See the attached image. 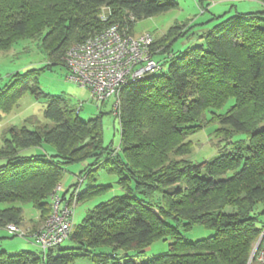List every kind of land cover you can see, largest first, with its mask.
I'll list each match as a JSON object with an SVG mask.
<instances>
[{
  "label": "trees",
  "instance_id": "obj_1",
  "mask_svg": "<svg viewBox=\"0 0 264 264\" xmlns=\"http://www.w3.org/2000/svg\"><path fill=\"white\" fill-rule=\"evenodd\" d=\"M255 1L260 5L257 11L235 12L198 35L202 43L197 46L170 51L172 41L190 28L185 25L173 26L161 40L153 39V58L161 56L162 69L120 91V143L115 152L102 147L100 116L81 120L70 99L45 94L38 78L57 66L67 74L64 56L72 45L114 24L133 35L137 21L176 4L0 0V50L29 39L47 56L41 68L11 75L0 90V109L29 92L44 100L48 121L29 120L31 129L11 126L2 135L0 204L7 207L0 208V229L8 224L21 227L25 204H32L41 216L50 213L48 197L63 169L87 158H94L90 169L104 164L125 191L114 202L99 204L91 212L95 221L86 217L73 227L71 247L10 255L0 251V264H73L89 257L90 250L106 246L112 253L93 256L97 264L248 263L261 235L260 245L264 243V0ZM207 112L219 125V154L193 163L188 138L205 126ZM236 135L243 137L234 139ZM44 144L53 148L52 155H22ZM94 187L96 192L105 188ZM92 193H78L77 199ZM194 226L213 234L184 241L181 230ZM166 238L172 239L167 253L141 263L133 259L150 243ZM117 249L122 251L118 258Z\"/></svg>",
  "mask_w": 264,
  "mask_h": 264
},
{
  "label": "rangeland",
  "instance_id": "obj_2",
  "mask_svg": "<svg viewBox=\"0 0 264 264\" xmlns=\"http://www.w3.org/2000/svg\"><path fill=\"white\" fill-rule=\"evenodd\" d=\"M171 1L176 4L175 8L137 21L133 26V35L150 34L154 40H161L173 26L185 25L187 28H190L184 35L174 39L170 47V51L178 52L187 47H194L202 43V39L198 35H201L204 31L217 25L235 12L257 11L256 8L250 6L251 4H256L255 0H205L202 6L200 5V0ZM102 14L106 15L107 10L103 9ZM159 59H161L160 55L154 57L155 61H159ZM46 62L47 56L39 47L37 41L29 39L20 40L9 50H0V90L4 89L11 81V75L39 69ZM65 77L66 70L63 67L57 66L52 71H46L39 76L38 87L45 94L64 96L70 99L72 104L78 109V116L81 120L88 121L100 116L102 147L116 152L120 143L119 121L116 117L118 116L119 109L118 113L117 111L113 112V99L111 98L104 103L96 105L91 100L90 93L86 88L67 82ZM44 107L45 103L43 99H35L29 92H25L16 104L11 105L6 110L0 109V146L2 145L4 131L11 126L31 129L33 126L29 120L48 123L44 117ZM205 117L207 119L205 126L191 134L188 138L192 144L189 160L193 163L210 160L219 154L217 148L218 140L215 136L219 125L217 122L211 121V113L207 112ZM242 137L243 135H236L234 139H241ZM118 152L120 154V151ZM52 153L53 148L44 144L42 147L24 150L22 155H52ZM93 163L94 158H87L67 165L63 169L60 181L54 185L48 197L50 213L48 210L47 213L41 216L40 212L32 204L22 205L23 223L21 227L8 224L6 228L0 229V251H5L8 255L21 251L37 253L43 251L41 246L36 243L34 234L52 216L54 207L66 208L71 212L73 223L70 234H73L76 230L73 227L80 225L86 217L87 220L91 218V222L96 220L91 212L99 204L112 203L115 199L124 195L125 191L118 184L117 176L103 168L104 164L100 165L103 161L97 163L98 166L100 165L99 168L90 169ZM94 186H99V188H102L100 186H104L105 188L96 192L97 187ZM87 190L93 191L95 194L92 193L89 196H85L84 199H77L78 193L81 194ZM4 207H7L6 204H0V208ZM168 222L171 223L170 221ZM10 226H15L18 232H11L8 229ZM212 234V230L202 226H194L188 230H181L182 239L188 242L205 239ZM69 237L70 235L60 244L61 249L71 247L72 242ZM261 239L262 235L258 238L256 244ZM171 243V238L154 241L146 247L139 257L133 259L137 263H141L152 257L167 253L170 251L169 245ZM111 253L112 249L107 246L94 248L90 250L89 257L78 258L73 264H97L93 260V256H105ZM114 254L118 258L122 255V251L117 249ZM129 255H135V251H129ZM111 262L112 260H108L102 264H111Z\"/></svg>",
  "mask_w": 264,
  "mask_h": 264
},
{
  "label": "built area",
  "instance_id": "obj_3",
  "mask_svg": "<svg viewBox=\"0 0 264 264\" xmlns=\"http://www.w3.org/2000/svg\"><path fill=\"white\" fill-rule=\"evenodd\" d=\"M152 43L150 34L133 36L126 27L109 26L82 43L72 45L66 52V80L86 88L96 105L112 98L113 112L118 113L122 88L162 69L159 61L153 58ZM53 211L49 220L34 234L43 251L60 246L72 228V215L68 209L54 207ZM8 229L18 232L15 226ZM260 243L254 246L247 264H264V243Z\"/></svg>",
  "mask_w": 264,
  "mask_h": 264
},
{
  "label": "crops",
  "instance_id": "obj_4",
  "mask_svg": "<svg viewBox=\"0 0 264 264\" xmlns=\"http://www.w3.org/2000/svg\"><path fill=\"white\" fill-rule=\"evenodd\" d=\"M254 1V0H253ZM250 3H254V2H250ZM252 8H256V10L260 7V5L259 4H257V2H256V4L254 3V4H251L250 5Z\"/></svg>",
  "mask_w": 264,
  "mask_h": 264
}]
</instances>
